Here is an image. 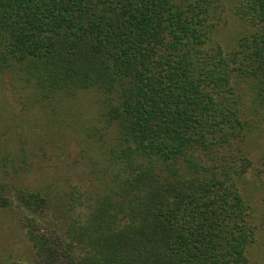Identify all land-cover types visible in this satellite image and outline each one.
<instances>
[{
  "label": "trees",
  "instance_id": "trees-1",
  "mask_svg": "<svg viewBox=\"0 0 264 264\" xmlns=\"http://www.w3.org/2000/svg\"><path fill=\"white\" fill-rule=\"evenodd\" d=\"M232 8L247 30L224 50V0H0V82L45 131L77 138L71 174L89 183L66 180L65 220L48 221L40 187L17 175L24 151L0 143V209L22 211L33 264H251L260 228L241 186L251 175L264 199V151H249L264 0Z\"/></svg>",
  "mask_w": 264,
  "mask_h": 264
},
{
  "label": "rangeland",
  "instance_id": "rangeland-1",
  "mask_svg": "<svg viewBox=\"0 0 264 264\" xmlns=\"http://www.w3.org/2000/svg\"><path fill=\"white\" fill-rule=\"evenodd\" d=\"M235 1L224 0L225 11L215 35V39L224 50L231 49L247 30L245 25L233 15L232 7ZM14 92L6 81L0 82V143H5L7 150L15 148L16 151H19L20 149L19 154L24 151V154H21L23 157L20 156L19 160L17 159L18 162L15 160L20 167L18 177L27 185L40 187L50 205L46 211L48 221L54 220L58 223L61 220L63 222L65 215L60 214V211L64 209L67 197L70 195L65 181L76 183L74 186L84 187L89 184L85 180L77 183V178L71 174L74 172L80 174L83 169V166L79 164L78 156L82 154L80 144H77L78 140L72 134L67 133L60 136L57 130L45 131L42 121H45L46 117L43 119V116L39 114L41 116L39 118L36 112L38 110L28 109L27 114L25 109L28 108V105L18 103L20 99L14 100L13 98L17 97V95H13ZM87 100L86 107L93 116L96 112L95 100L93 98ZM56 117L58 122L66 118L69 125L77 126L72 117L63 114L56 115ZM85 119L87 125L91 120L86 117ZM24 125L29 129H39L40 132H44L43 136L37 139L36 134L27 132L28 128ZM72 126L68 128H72ZM258 129L260 133L257 131L256 134H253L249 150L254 156V160L258 154H262L264 151V122H261ZM16 137L19 138L18 143L13 142L14 139L17 140ZM24 160L26 161L24 162ZM7 171L12 173V169L7 170L6 165L2 167L0 163V175ZM253 178L251 175H247L241 186L245 199L253 207L254 222L260 228L255 243L250 247V261L251 264H264V199L254 186ZM55 214L58 216L57 219L54 218ZM22 218L23 213L17 207L0 209V264H33V254L24 235Z\"/></svg>",
  "mask_w": 264,
  "mask_h": 264
}]
</instances>
